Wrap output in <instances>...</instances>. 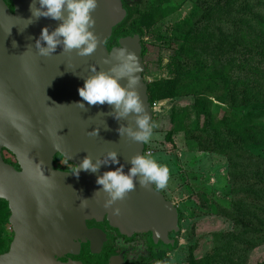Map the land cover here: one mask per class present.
Segmentation results:
<instances>
[{
  "label": "water",
  "instance_id": "water-1",
  "mask_svg": "<svg viewBox=\"0 0 264 264\" xmlns=\"http://www.w3.org/2000/svg\"><path fill=\"white\" fill-rule=\"evenodd\" d=\"M11 1L13 8L0 0V199L9 204L14 238L10 248L0 253V264H85L59 257L78 253V238H89L93 245L97 236L105 238L102 229L87 224L92 218L107 216L110 225L123 233L151 231L156 239L179 230V208L155 186L145 188L137 182L123 199L104 206L108 194L96 183L97 176L120 164L127 172L130 158L145 152L146 143L117 131L120 124L135 127L133 117L115 119L107 103L84 102L83 108L75 103L82 100L78 89L93 74L92 67L109 69L111 64L104 59L116 63L110 54L124 45L142 65L138 88L153 121L139 34L119 36L111 50L106 45L114 26L127 16L122 0H98L92 15L99 43L91 54L63 51L58 45L48 56L39 54L35 41L44 26L52 31L60 21L32 16V0ZM95 128L98 135L91 133ZM113 149L119 164H102L95 173L81 170L77 176L55 164L58 154L76 167L87 154L95 161ZM5 151L15 156L18 165L6 160ZM84 198L86 205L81 203ZM116 207L119 213L114 212Z\"/></svg>",
  "mask_w": 264,
  "mask_h": 264
},
{
  "label": "rangeland",
  "instance_id": "rangeland-1",
  "mask_svg": "<svg viewBox=\"0 0 264 264\" xmlns=\"http://www.w3.org/2000/svg\"><path fill=\"white\" fill-rule=\"evenodd\" d=\"M228 1L122 0L134 9L128 27L139 30L133 34H139L142 48L146 46L142 56L148 85L167 86L178 80L176 84L181 87L179 78L185 76V58L189 53L194 55V61L197 58L189 42L198 43L205 28L210 34L221 24L224 34L220 45L227 46V26H231ZM252 1L264 6V0ZM106 45L111 50L118 45V37L112 34ZM223 61L228 62L224 51L218 55L214 51L210 65L221 69ZM222 71L224 77H217L216 82L191 80L175 95H154L151 105L155 130L182 132L176 136L175 146L183 145L187 150V188L179 191L177 185L173 190V203L180 210L179 230L158 239L150 231L149 240L160 261L148 262L147 257H140L133 264H264V95L249 100L251 91L248 99L247 93L241 91L232 94V73L248 72L247 65H226ZM258 71L264 72V67ZM201 86H210L211 91L196 95L194 90ZM174 110L176 123L168 125ZM186 134L198 138L187 139ZM210 144L214 151L206 149ZM160 148L148 141L145 152ZM6 157L16 162L12 153ZM55 164L65 168L71 162L58 154ZM7 215L6 203L0 201V249L4 252L14 238ZM140 233L144 232L123 234L132 237ZM109 236L107 242L111 243Z\"/></svg>",
  "mask_w": 264,
  "mask_h": 264
},
{
  "label": "clouds",
  "instance_id": "clouds-1",
  "mask_svg": "<svg viewBox=\"0 0 264 264\" xmlns=\"http://www.w3.org/2000/svg\"><path fill=\"white\" fill-rule=\"evenodd\" d=\"M97 4L98 0H32L30 4L32 16L37 19L43 16L60 21L52 31H49L48 26L42 28L35 41L39 54L51 55L58 45H62L63 51L75 49L79 55L91 54L99 43V36L93 27L96 21L92 15ZM110 56L117 62L112 63L111 59L105 58L104 63L111 64L107 70L97 71L93 66V74L84 78L83 86L78 89L82 100L75 103L82 108L85 107L84 102L88 105L107 103L112 107L109 114L115 119L133 117L135 127L132 124H120L117 131L120 135L126 134L135 141L147 143L153 137V130L157 125L151 120L138 88L141 79L138 73L142 71L140 60L134 51H130L124 45L112 52ZM125 79L127 83L122 82ZM16 126L21 132L24 131L21 125ZM98 132L99 128L91 130L92 134L98 135ZM102 164H119L118 152L115 149L110 150L105 156L95 161L91 155L87 154L71 171L77 176L81 170L95 173ZM129 164L131 166L127 172L124 171V165L120 164L119 167L97 176L96 183L101 185L103 191L108 194V199L104 202L106 208L117 200L123 199L136 187L137 182L145 188L155 186L157 189H164L166 187L169 180V168L153 153H137L130 158ZM87 200L84 198L81 203L86 205ZM114 212L119 213V208L116 207Z\"/></svg>",
  "mask_w": 264,
  "mask_h": 264
},
{
  "label": "trees",
  "instance_id": "trees-1",
  "mask_svg": "<svg viewBox=\"0 0 264 264\" xmlns=\"http://www.w3.org/2000/svg\"><path fill=\"white\" fill-rule=\"evenodd\" d=\"M228 8H230V19L231 26L228 25L229 33L226 36L227 46L223 47L220 45L222 43L221 34H224L223 26L218 24L216 30L210 34L208 28H201L204 30L202 37L198 43L189 42L191 49L195 50L193 52L197 55L196 61L194 55L190 54L188 48L189 56L185 58V76L179 78L181 80V87H178L176 80L173 84L164 86L162 83L149 84V94L151 102L154 100L155 93H159L161 97L172 96L178 93L180 90L184 89L185 85L191 80H201L207 82H216L217 77H224L222 68L228 65H237L239 63L247 65L248 72L246 73H232V94L236 95L239 91L242 93H247L246 97L248 99V91H251V96L249 100L257 99L259 95H264V72H259L258 68L260 66L264 67V6L258 3H253L252 0H229L227 3ZM127 9V16L122 22L117 24L113 30V37H119L121 35L133 34L137 32V28H129L128 21L132 17L134 9L127 4L124 5ZM242 23V24H240ZM205 33V34H204ZM241 35L245 37L242 38ZM250 37V38H248ZM247 38L246 40H243ZM194 44V46H192ZM202 50H198L199 48ZM214 51H217V55L220 54V51H224V54L228 56V62L223 61V66L220 68L210 65V60L214 57ZM146 52V46L143 44L142 54ZM192 56V58H191ZM229 75V73H228ZM161 81V82H168ZM196 95L200 93L204 94L210 92V86H201L196 88ZM200 98V97H199ZM176 110L172 113V121L176 123ZM173 123V125H174ZM169 137L171 132L168 134ZM186 138L196 139L198 136L194 134H186ZM207 150L214 151L213 145H208ZM60 155V154H59ZM6 160L13 162L6 157ZM14 163V162H13ZM6 203L8 209L7 221L11 214L9 204L7 200L0 199ZM4 252L0 249V253Z\"/></svg>",
  "mask_w": 264,
  "mask_h": 264
},
{
  "label": "flooded vegetation",
  "instance_id": "flooded-vegetation-1",
  "mask_svg": "<svg viewBox=\"0 0 264 264\" xmlns=\"http://www.w3.org/2000/svg\"><path fill=\"white\" fill-rule=\"evenodd\" d=\"M7 2L11 8L14 7L11 0H7ZM7 153L10 152L5 151V156ZM15 164L18 165L16 162ZM74 167L75 165L71 163L68 167L62 169H73ZM87 224L90 227L102 229L106 237L97 236V244L95 245L92 244V240L89 238H78L76 241L81 245L79 252L66 253L60 256L59 259L64 261L77 260L85 264H133L140 257H147L148 262L153 260L160 261V257L157 256L149 240L150 231L128 237L121 233L118 228L111 226L107 218L102 221L87 220ZM109 235L112 237L111 243L107 242ZM97 248H100L99 252L94 251ZM147 261L143 264H148Z\"/></svg>",
  "mask_w": 264,
  "mask_h": 264
},
{
  "label": "crops",
  "instance_id": "crops-1",
  "mask_svg": "<svg viewBox=\"0 0 264 264\" xmlns=\"http://www.w3.org/2000/svg\"><path fill=\"white\" fill-rule=\"evenodd\" d=\"M168 121H169L168 125H170V123H172L171 116ZM168 133H169L168 131H157L154 129L153 137L149 141L157 145H160L162 147L157 151L153 150V154L159 159L161 163L166 164L167 167L169 168L168 183L164 189H159V190L162 191L168 199L175 201L176 197L173 195L174 188L177 185L179 187L178 188L179 191H183L184 189L187 188V183L184 180V174L186 173V169H187V165H185L186 162L185 155L187 153V150L183 148L182 144L180 148L175 146L178 141L176 136L180 135L182 133L181 131L172 132L170 137ZM184 141H186V139H184ZM188 146L192 147V144L189 145L188 143Z\"/></svg>",
  "mask_w": 264,
  "mask_h": 264
},
{
  "label": "built area",
  "instance_id": "built-area-1",
  "mask_svg": "<svg viewBox=\"0 0 264 264\" xmlns=\"http://www.w3.org/2000/svg\"><path fill=\"white\" fill-rule=\"evenodd\" d=\"M146 152H151V153H153V149H149L148 151H146Z\"/></svg>",
  "mask_w": 264,
  "mask_h": 264
},
{
  "label": "bare ground",
  "instance_id": "bare-ground-1",
  "mask_svg": "<svg viewBox=\"0 0 264 264\" xmlns=\"http://www.w3.org/2000/svg\"><path fill=\"white\" fill-rule=\"evenodd\" d=\"M157 235V234H156Z\"/></svg>",
  "mask_w": 264,
  "mask_h": 264
}]
</instances>
